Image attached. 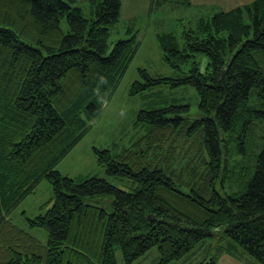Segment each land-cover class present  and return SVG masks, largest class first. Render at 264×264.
Instances as JSON below:
<instances>
[{"label":"trees","instance_id":"16d2710c","mask_svg":"<svg viewBox=\"0 0 264 264\" xmlns=\"http://www.w3.org/2000/svg\"><path fill=\"white\" fill-rule=\"evenodd\" d=\"M123 1L90 0L87 15L77 0H0V264H118V250L135 264L155 248L159 264H173L207 244L211 261L198 264L224 254L264 264V0L211 7L216 12L181 40L157 34L168 65L179 73L190 65L189 73L155 78L139 70L145 82L131 94L190 86L203 116L191 119L189 105L143 110L137 124L147 133L129 149H95L128 190L56 170L139 48L134 18L130 37L111 43ZM42 180L54 198L26 220L47 233L46 244L10 219ZM106 196L112 213L85 203Z\"/></svg>","mask_w":264,"mask_h":264},{"label":"rangeland","instance_id":"374dc122","mask_svg":"<svg viewBox=\"0 0 264 264\" xmlns=\"http://www.w3.org/2000/svg\"><path fill=\"white\" fill-rule=\"evenodd\" d=\"M89 1L77 0L75 6L82 7L89 15ZM250 1L254 0H243V4L250 3ZM192 3V6H187L183 0H160V3L155 4L153 8L151 0H126L122 21L113 31L111 43L116 44L118 41L130 37L126 33V25L132 21L130 19L134 18V31L138 37L139 48L117 89L105 103L99 117L91 123L89 131L81 142L56 166V170L62 175L77 182L91 178L106 179L113 185L128 190L130 183L126 179L110 177L105 168L99 165L95 149L109 150L113 155L129 149L147 133L146 125L137 124L139 113L143 110L150 111L172 105H189L191 110L188 115L191 119L202 118L203 114L199 106L200 98L193 87L176 89L161 87L136 95L131 94L132 87L136 82H145V78L139 70H145L155 78H176L189 73L190 65L184 67L182 73L174 71L168 65L157 40L158 33H174L181 40L185 31L197 29L200 18L234 7L229 6L231 4L221 3L219 0H192ZM210 8L216 11H211ZM64 26L67 27L66 23ZM205 59V56L197 58L203 69ZM122 110L123 114H121ZM53 198L54 191L51 184L47 180H42L36 187L35 193L24 199L13 210L10 215L11 221L46 244L48 242L47 233L41 229L31 230L26 218L34 219L43 214L50 207L47 206V203ZM85 203L98 205L109 213L113 212V197L111 196L89 197L85 199ZM215 243L217 241L214 242V246ZM207 249L208 244L203 249H199L200 251L197 250L184 260L173 264H198L209 259L211 261V255ZM117 261L118 264H125L121 250L117 251ZM159 263L160 253L155 248L135 264Z\"/></svg>","mask_w":264,"mask_h":264},{"label":"crops","instance_id":"0c3cea01","mask_svg":"<svg viewBox=\"0 0 264 264\" xmlns=\"http://www.w3.org/2000/svg\"><path fill=\"white\" fill-rule=\"evenodd\" d=\"M238 1H240L241 3L238 4L237 3ZM125 2H126V0H124L123 4H122V14L124 13L123 11H124ZM190 2H191V4H193L192 0H190ZM219 2H221V3L223 2L224 4H231L229 6H234V7H236L238 5H243V0H219ZM151 3H152V0H151ZM232 4H234V5H232ZM202 6H204V3H202ZM234 7H232V8H234ZM217 264H250V262L247 259H238V258L234 257L233 255L224 254L219 258Z\"/></svg>","mask_w":264,"mask_h":264},{"label":"clouds","instance_id":"9594fccd","mask_svg":"<svg viewBox=\"0 0 264 264\" xmlns=\"http://www.w3.org/2000/svg\"><path fill=\"white\" fill-rule=\"evenodd\" d=\"M121 114H123V110H122V113Z\"/></svg>","mask_w":264,"mask_h":264}]
</instances>
